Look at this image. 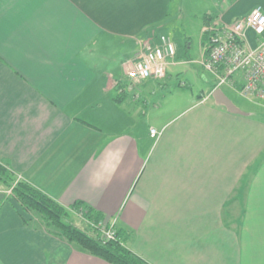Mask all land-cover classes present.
Instances as JSON below:
<instances>
[{
  "label": "crops",
  "instance_id": "crops-1",
  "mask_svg": "<svg viewBox=\"0 0 264 264\" xmlns=\"http://www.w3.org/2000/svg\"><path fill=\"white\" fill-rule=\"evenodd\" d=\"M179 5L0 0V164L65 208L83 202L149 264H264V102L252 101L263 116L234 102L241 113L229 112L214 91L244 98L201 70L206 91L143 132L136 106L182 65L178 45L165 79L138 81V101L127 93L140 42L165 33ZM256 7L264 12V0H218L201 59L206 26L233 25ZM132 112L144 117L135 134ZM5 189L0 264H109L51 234Z\"/></svg>",
  "mask_w": 264,
  "mask_h": 264
},
{
  "label": "built area",
  "instance_id": "built-area-1",
  "mask_svg": "<svg viewBox=\"0 0 264 264\" xmlns=\"http://www.w3.org/2000/svg\"><path fill=\"white\" fill-rule=\"evenodd\" d=\"M252 31L257 40L256 48L249 45L247 32ZM209 42L205 46L201 65L217 80V88L229 86L247 100L264 102V12L256 7L233 25L212 24L205 28ZM178 49L169 35L141 41L135 60L128 69L130 84L138 81L165 79L169 67L176 64ZM237 77H241L237 81ZM134 85V86H133ZM155 134L156 131H153ZM103 244L117 240L115 225H94Z\"/></svg>",
  "mask_w": 264,
  "mask_h": 264
},
{
  "label": "rangeland",
  "instance_id": "rangeland-1",
  "mask_svg": "<svg viewBox=\"0 0 264 264\" xmlns=\"http://www.w3.org/2000/svg\"><path fill=\"white\" fill-rule=\"evenodd\" d=\"M217 1L218 0H179V18L170 25L165 33L159 34V36H171L176 45L179 46L182 55V65L169 71L168 78L162 82V88H157L156 97L145 96L144 99H148L147 101L150 102L146 104V107L143 102H139L136 106L139 111L144 110L146 112V126L143 129L141 128L143 132L149 134L152 128L156 129L158 127L155 122L157 115L160 114L161 120H165L170 116L176 115L177 113L179 114L184 106L191 100H196L199 95H201V91H206V84L203 82L204 76L202 73V71L206 72V70L201 65L203 57L201 59L200 53L201 29L203 27V22L206 20V14L213 12L212 10ZM127 93L134 98V101H138L141 97L137 94L138 92H135L134 88H129ZM228 96L240 109L253 110L254 112L256 110L258 111L256 112L258 116H263L261 114L262 112L259 111L252 101L242 99L239 96ZM160 109L162 111L159 113L158 111ZM135 115L136 114L132 112V134L138 131L137 126L139 122L141 121L140 123L142 124V120H144L143 117L142 120L139 121L140 117ZM13 175L16 177L15 183L22 181L21 176H17L15 173ZM5 190L12 198L13 195L11 191H9L8 188ZM30 215L38 219L32 214ZM73 224L80 229L87 230L86 223L80 216L74 217Z\"/></svg>",
  "mask_w": 264,
  "mask_h": 264
},
{
  "label": "trees",
  "instance_id": "trees-1",
  "mask_svg": "<svg viewBox=\"0 0 264 264\" xmlns=\"http://www.w3.org/2000/svg\"><path fill=\"white\" fill-rule=\"evenodd\" d=\"M159 34L153 32L151 37L157 39ZM15 178L6 165L0 164V182L11 191L14 201L19 204L25 214L36 216L54 236L66 240L79 252L109 264H149L125 246L124 235L118 230L116 241L103 244L100 232L94 225L100 222L105 223L104 217L83 202L65 208L28 183L24 181L15 183ZM75 216L83 219L87 230L73 224Z\"/></svg>",
  "mask_w": 264,
  "mask_h": 264
},
{
  "label": "water",
  "instance_id": "water-1",
  "mask_svg": "<svg viewBox=\"0 0 264 264\" xmlns=\"http://www.w3.org/2000/svg\"><path fill=\"white\" fill-rule=\"evenodd\" d=\"M212 96L218 105L226 107L229 112L236 114L241 113V111L233 104L230 99L226 97V95L220 89L214 91Z\"/></svg>",
  "mask_w": 264,
  "mask_h": 264
}]
</instances>
